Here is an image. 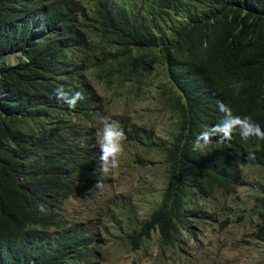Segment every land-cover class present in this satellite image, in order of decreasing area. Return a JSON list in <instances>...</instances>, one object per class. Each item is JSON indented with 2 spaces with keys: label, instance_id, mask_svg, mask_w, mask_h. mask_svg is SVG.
Listing matches in <instances>:
<instances>
[{
  "label": "trees",
  "instance_id": "1",
  "mask_svg": "<svg viewBox=\"0 0 264 264\" xmlns=\"http://www.w3.org/2000/svg\"><path fill=\"white\" fill-rule=\"evenodd\" d=\"M61 85L84 98L69 108L55 97ZM145 96L153 119L129 121L123 107ZM218 100L264 129V0H0V264H101L102 235L129 252L154 245L166 264H236L186 239L199 244L204 226L233 216L264 242V179L226 198L242 168L264 175V140L237 130L193 151L222 118ZM98 116L142 151L133 164L154 167L143 213L114 193L87 218L61 214L69 198L99 189Z\"/></svg>",
  "mask_w": 264,
  "mask_h": 264
},
{
  "label": "rangeland",
  "instance_id": "2",
  "mask_svg": "<svg viewBox=\"0 0 264 264\" xmlns=\"http://www.w3.org/2000/svg\"><path fill=\"white\" fill-rule=\"evenodd\" d=\"M11 62H15V58H12ZM97 92L102 95V91L98 89V87ZM107 94L108 93L105 92V95ZM105 98L107 100V97ZM148 108L154 111L151 101L147 96L142 100L140 98L136 100L130 108L123 107L125 114L129 115V121L136 123L141 122L143 124H147L148 120L154 117L152 111H150L152 114L148 112ZM113 113H115V109L112 110L111 114ZM157 122L158 125L156 130H159V125L162 124L161 119H157ZM100 131L101 129L97 131L96 141L99 139L98 134ZM137 152L142 153V151L136 149L135 145H127L124 142L123 152L119 157V167L104 174H102L101 171L98 154L96 164L90 173V179L98 178L100 180L99 189L94 188L95 190L86 191L84 196L69 198L61 214L71 219L87 218L93 214L92 212L95 209V205H101V203L114 193L123 196H133L132 201L135 206L140 209L139 212L143 213L142 209H144L152 197L155 196V193L150 191L151 189L154 190L155 182L152 175L154 173V167L151 163H147L142 167L133 164L131 162L132 156ZM149 158L154 160L152 155H150ZM242 169L244 180L236 188V194L233 193L226 196L227 201L230 203L236 195L241 198L245 197L246 194H252V187L249 184L253 181L259 182V180L264 179V175L257 172L256 169ZM156 173L158 175V172ZM103 178H107L109 182L104 183ZM92 192L99 193L95 200L86 196ZM105 220L106 219H102L98 221L94 219L91 221V225L93 224L94 227H98V225L103 227ZM110 224L111 223L108 222L106 226L108 227ZM254 230L253 226L248 224L243 225V223L238 222L235 217L231 216L230 221L222 228H219V224L216 223H209L204 226L200 231L201 243L197 244L188 236H186V239L191 249L198 247L199 250L206 251L209 255H215V258L219 260L224 261L228 259L230 262L234 261L236 264H250L260 259L261 255L264 253V242L256 241L251 236ZM101 238L105 241L102 249L99 248L101 264H134V260L137 264H166L159 259L157 249L154 245H149L148 253H135L129 252L122 243L117 242V239H115L113 235L109 237L102 235Z\"/></svg>",
  "mask_w": 264,
  "mask_h": 264
},
{
  "label": "clouds",
  "instance_id": "3",
  "mask_svg": "<svg viewBox=\"0 0 264 264\" xmlns=\"http://www.w3.org/2000/svg\"><path fill=\"white\" fill-rule=\"evenodd\" d=\"M237 89L239 84H234ZM55 97L69 108H74L78 101L82 100L83 94L79 91L69 93L64 87L58 86L55 90ZM217 107L222 113L219 123L207 128L198 134L193 141V151L205 149L211 142L212 137H219V142L231 141L233 134L238 130L241 139L247 141L251 138L264 140V129L252 120L249 116H238L233 114V110L223 101H217ZM98 122L102 126L97 141L99 149V161L102 174L119 167V157L123 152L124 141L127 137L125 132L115 120H110L105 116H98ZM253 154H250L252 156ZM98 183L96 186H99ZM42 207V206H39Z\"/></svg>",
  "mask_w": 264,
  "mask_h": 264
}]
</instances>
